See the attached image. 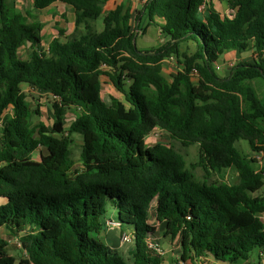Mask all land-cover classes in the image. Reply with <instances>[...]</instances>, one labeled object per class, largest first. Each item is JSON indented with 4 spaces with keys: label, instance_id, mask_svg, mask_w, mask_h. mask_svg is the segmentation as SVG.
Listing matches in <instances>:
<instances>
[{
    "label": "trees",
    "instance_id": "obj_1",
    "mask_svg": "<svg viewBox=\"0 0 264 264\" xmlns=\"http://www.w3.org/2000/svg\"><path fill=\"white\" fill-rule=\"evenodd\" d=\"M57 1L73 8L82 33L59 30L43 48V24L15 0H0V232L26 254L17 263L0 233V264H163L147 242L153 203L163 236L179 240L181 259L237 264L255 248L264 259V195L257 193L264 186V0H226L228 15L212 0H146L135 19L164 38L148 50L136 44L131 9L104 11L102 0L32 3L43 10ZM184 42L193 53L180 49ZM227 52L248 55L221 75ZM169 58L177 67L171 79L162 64ZM103 76L123 100L103 99ZM22 84L49 93L50 128L33 123ZM67 109L74 112L68 122ZM154 129L170 141L149 148ZM73 134L82 140L80 170H71ZM238 140L254 155L242 154ZM174 141L197 145V160L188 166ZM227 169L236 181L209 180ZM108 203L114 215L101 221ZM107 221L132 235L131 263L99 237Z\"/></svg>",
    "mask_w": 264,
    "mask_h": 264
},
{
    "label": "rangeland",
    "instance_id": "obj_2",
    "mask_svg": "<svg viewBox=\"0 0 264 264\" xmlns=\"http://www.w3.org/2000/svg\"><path fill=\"white\" fill-rule=\"evenodd\" d=\"M102 8L104 11H108L109 9L115 8L117 5H122L124 10L131 9L132 17H131V24L133 26L134 32H136V44L139 49L148 50L154 49L161 45L164 41V38L159 30L158 27L154 25L147 24V20H136L135 17L137 16L138 10H140L146 0H102ZM208 1V0H207ZM214 7L218 10L222 15H228L231 13V10L227 7L226 0H212ZM59 3V4H58ZM55 3L52 7L45 9V10H37L33 7L32 0H15V7L24 13H30L31 17L29 18L30 21L38 20L43 24V27L48 28L52 27L55 31L54 33L58 34V29L63 30L64 32L68 29L71 31L66 34L67 37L72 36H79L82 31L77 30L74 25L75 15L73 13V9L71 6H62L60 2ZM64 5V4H63ZM137 23L139 27L136 28ZM95 27L97 32L102 30L103 22L102 18H98L95 22ZM42 27V28H43ZM52 34H45L43 35V40L48 42ZM44 48V46H43ZM181 50H185L187 53H193L195 46L192 43H182ZM30 49H25L23 51V57H26L30 54ZM248 54H235L232 57H228L226 60H221L218 65L219 69L218 72L221 75L227 73V70L230 66V62L232 64L237 62L241 57H244ZM163 64V74L167 79H171V75L175 74L176 72V63L174 58L165 59L162 62ZM231 64V65H232ZM192 79L194 82L197 81V75L195 73L192 74ZM102 97L103 99L110 104L111 97H116L120 100H123V96L121 93L116 91V89L112 86L110 81L107 77H102ZM22 91L26 95V100L28 101L29 108L32 110V121L33 123L43 122L49 128L51 127V123L53 120V111L51 105V97L48 92L37 90L30 88L24 84L21 86ZM38 111V113L35 112ZM74 118V112L71 109H67L65 112V121L68 122ZM147 146L149 148H153L159 142H168L170 141L169 137L165 132L160 129H155L147 138ZM81 136L79 134H73V142L70 146V159L72 161L71 170H80L82 168V163L80 159V147H81ZM175 148L179 150L185 157L186 163L188 166L191 162H195L198 157V146L197 145H190L188 147L181 146L178 142H173ZM236 147L242 154L250 153V149L246 140H238L236 142ZM39 152H44V149L41 147L37 149L34 153V158L37 159L39 156ZM254 155V154H253ZM259 163H257V168L259 167ZM193 173L198 180H202L204 177V172L201 168L197 167L193 169ZM219 178L231 182L236 181L234 171L232 169L225 170L222 174H213L209 180H218ZM264 190V186L262 187ZM259 190L257 193L264 194V191ZM262 191V192H261ZM154 203L149 208V217L148 221L154 226L155 231L159 237V244L164 251L163 259L166 264H189L187 263L192 260H184L181 259V248L178 239H172L170 237H164V223L159 222L155 216V209ZM114 215V207L111 203H108L106 212L100 217V220H104L106 218L112 217ZM260 217L264 221V214H261ZM1 236L6 239L8 246V252L12 256L16 258V262L19 263L20 259L26 258V254L21 250L20 245L18 243L17 238H11L8 236L5 230H1ZM109 234L108 241L113 247L120 252L122 257L128 262H132V255L131 250L133 244L121 243V238L123 233L118 231L117 228H108L105 227V231L99 233L100 238L106 242V234ZM112 238H115V243L113 242ZM113 242V244H112ZM258 249L255 248L250 254V261L253 264H258L257 259ZM245 262H241L238 264H244ZM195 264H201L200 262H195Z\"/></svg>",
    "mask_w": 264,
    "mask_h": 264
},
{
    "label": "crops",
    "instance_id": "obj_3",
    "mask_svg": "<svg viewBox=\"0 0 264 264\" xmlns=\"http://www.w3.org/2000/svg\"><path fill=\"white\" fill-rule=\"evenodd\" d=\"M55 3H58V1L57 2H54L52 5H50L48 8H50V7H52ZM61 3V2H60ZM59 4V3H58ZM64 3H62L61 5L62 6H65L66 4H64ZM67 6V5H66ZM69 6V5H68ZM48 8H46V9H48ZM73 9V8H72ZM43 10H45V9H43ZM73 13H74V11H73ZM71 30L70 29H68V31L66 30L65 32H64V35L66 36V34L68 35V33L70 32ZM55 31L53 30V28L52 27H48V28H46L45 29V27H43L42 28V30H41V35H42V37H43V35H45V34H52V36L50 37V40L52 39V38H54V37H56L58 34L56 33H54ZM58 33H59V29H58ZM66 33V34H65ZM49 40V41H50ZM48 41V42H49ZM48 42H45L44 40H43V38H42V41H41V45L42 46H44V45H47V43ZM27 50L29 49L28 47L26 48ZM25 49H23V50H21L20 52V54L21 55H23V51H24ZM30 52H31V49H30ZM236 54V52H227V53H225L224 55H223V57H222V60H226L228 57H232V55H235ZM238 54V53H237ZM240 55V54H239ZM240 58H245V56L244 57H241L240 56ZM230 65L232 64V61L229 63ZM22 86V85H21ZM27 86V85H26ZM248 154H251L252 156H253V154L252 153H248ZM228 170V169H227ZM260 190H262V188L260 189ZM262 191H264V190H262ZM261 191V192H262ZM261 195H264V194H261ZM262 214H264V213H262ZM261 218V217H260ZM261 220H262V218H261ZM263 221V220H262ZM263 223H264V221H263ZM99 237H100V235H99ZM106 243H108V241H111V240H109L108 239V237H109V234L107 233L106 234ZM157 243H159V237H158V234H157V232L155 231V234L153 235V237H152ZM112 240H113V242L115 243V238H112ZM113 242H112V244H113ZM111 243V242H110ZM110 243H108L110 246H112L113 247V245H111ZM160 245V244H159ZM161 247V246H160ZM114 248H116V247H114ZM181 248V247H180ZM162 258H163V255H162ZM256 261H257V263L258 264H264V259L263 258H259L258 256H257V259H256ZM195 262L197 263V262H200L201 264H206V263H204V262H202V261H190V262H188L187 261V263H189V264H195ZM243 262H245L244 264H252L251 263V261H250V258H249V260H247V261H243ZM241 263V262H240ZM163 264H166L165 263V261H164V259H163ZM225 264H227V263H225ZM238 264V263H237ZM254 264V263H253Z\"/></svg>",
    "mask_w": 264,
    "mask_h": 264
},
{
    "label": "built area",
    "instance_id": "obj_4",
    "mask_svg": "<svg viewBox=\"0 0 264 264\" xmlns=\"http://www.w3.org/2000/svg\"><path fill=\"white\" fill-rule=\"evenodd\" d=\"M45 50H47V46L45 47ZM217 68L219 69V66H217ZM155 130V129H154ZM154 130L152 132H154ZM151 132V133H152ZM256 159L258 160V163L261 167L262 165V160L259 156L256 157ZM262 175L264 176V171L262 173ZM114 223L112 221H107V227L108 228H114ZM148 242V246L153 249L157 254L159 255H163L164 251L163 249L160 247L159 243H157L153 238H148L147 239ZM121 243H127V244H131L133 243V237L130 233L127 232H123L122 238H121Z\"/></svg>",
    "mask_w": 264,
    "mask_h": 264
}]
</instances>
